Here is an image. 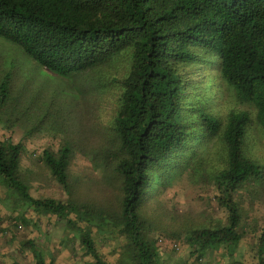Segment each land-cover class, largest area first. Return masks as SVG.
Instances as JSON below:
<instances>
[{
	"label": "trees",
	"instance_id": "16d2710c",
	"mask_svg": "<svg viewBox=\"0 0 264 264\" xmlns=\"http://www.w3.org/2000/svg\"><path fill=\"white\" fill-rule=\"evenodd\" d=\"M0 38L65 78L113 66L116 56L131 49L128 68L113 78L116 85L91 84L92 89L110 87L113 92L110 124L98 154L102 171L119 184L118 210L30 195L22 175L23 140L46 122L56 125L59 111L52 98L12 94V71L0 67V116L12 119L10 128H25L16 143L0 139V182L10 194L37 214H53L78 228L86 252L99 262L92 226L101 232L111 228L123 238L120 264H160L148 234L160 221L149 213V204L159 206L157 199L182 154L196 155L198 147L207 152L211 143L219 142L221 164L212 183L226 221L179 235L198 258L213 249L223 250V256L234 253L243 236L245 210L235 195L250 183L264 189L259 182L264 166L245 151L252 118L246 110H231L222 121L204 104L188 70L214 65L236 100L253 106L264 130V0H0ZM75 149L65 142L41 156L65 190ZM259 237L256 259L264 264V225ZM157 241L162 243V237ZM167 243L175 245L173 239ZM35 256V264H55Z\"/></svg>",
	"mask_w": 264,
	"mask_h": 264
},
{
	"label": "rangeland",
	"instance_id": "374dc122",
	"mask_svg": "<svg viewBox=\"0 0 264 264\" xmlns=\"http://www.w3.org/2000/svg\"><path fill=\"white\" fill-rule=\"evenodd\" d=\"M115 59L113 66L65 78L39 67L20 48L0 38V67L12 71V94H39L40 100L46 101L52 98L53 108L59 111L56 125L46 122L41 131L23 140L22 175L31 196L86 203L103 211L118 210L119 184L108 178L105 170L102 171L98 154L103 133L110 124L113 92L110 87L109 90L91 88V84H108L109 81L108 86L116 85L113 78L119 77L126 65L128 68L131 49H126ZM188 71L203 92L204 104L222 121L231 110L249 112L252 122L247 129L245 151L264 166V130L255 120L253 106L236 100L214 65L195 66ZM10 120L8 116H0V139L16 143L22 140L25 128L17 124L10 128ZM65 142L77 148L69 166L68 190L52 177L41 158L44 150L56 152ZM221 148L222 145L215 142L211 143L209 153L198 147L196 155L190 156L187 151L182 154L178 158V167L169 175L168 183L157 199L159 206L152 209L153 203L149 204V213L160 221H156L155 228L148 230L158 248L160 264H257L256 250L264 225V189H259L257 183L246 185L235 195L242 199L245 210L243 236L232 255L226 252L223 256V250L213 249L198 258L179 235L194 228L215 227L226 221V211L218 205L212 183L221 164L218 157ZM92 152L96 156L91 155ZM6 192L0 184V264H35L36 253L46 263L52 261L55 264H120L122 261L124 240L118 234H112L111 228L102 232L95 226L90 228L99 262L86 252L78 228L69 227L65 220L53 214H37L30 206L18 201L14 194ZM158 237H162V243L157 241ZM168 239H173L175 245L168 244Z\"/></svg>",
	"mask_w": 264,
	"mask_h": 264
},
{
	"label": "crops",
	"instance_id": "0c3cea01",
	"mask_svg": "<svg viewBox=\"0 0 264 264\" xmlns=\"http://www.w3.org/2000/svg\"><path fill=\"white\" fill-rule=\"evenodd\" d=\"M0 184H1V182H0ZM2 186H3V187L6 189V191L8 192L7 188H6L4 185H2ZM7 192H6V193H7ZM7 194H8V193H7Z\"/></svg>",
	"mask_w": 264,
	"mask_h": 264
}]
</instances>
